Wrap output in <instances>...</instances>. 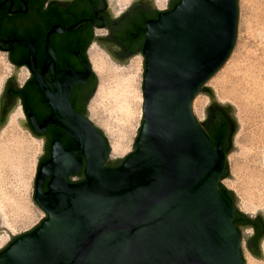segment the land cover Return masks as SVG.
I'll return each instance as SVG.
<instances>
[{"label":"water","instance_id":"obj_1","mask_svg":"<svg viewBox=\"0 0 264 264\" xmlns=\"http://www.w3.org/2000/svg\"><path fill=\"white\" fill-rule=\"evenodd\" d=\"M237 19V0H179L147 23L141 125L123 159L107 163V139L71 106L73 85L86 82L90 64L81 73L63 72L55 92L37 77L52 112L36 132L53 124L75 147L52 143L34 180L33 199L46 218L13 238L0 251V264H246L236 197L219 182L233 179L226 156L238 125L232 106L218 104L204 86L231 54ZM15 80L16 71L5 87ZM198 93L210 97L206 112L223 108L232 120L226 151L222 138L214 146L205 131L208 116L200 124L192 113ZM81 170L83 179L71 181Z\"/></svg>","mask_w":264,"mask_h":264},{"label":"rangeland","instance_id":"obj_2","mask_svg":"<svg viewBox=\"0 0 264 264\" xmlns=\"http://www.w3.org/2000/svg\"><path fill=\"white\" fill-rule=\"evenodd\" d=\"M237 5L236 39L231 54L204 86L212 90L218 104L232 106L238 125L232 140L234 150L226 156L233 179L225 177L219 182L234 192L235 208L248 217H254L257 213L264 214V0H237ZM99 56L116 73L103 75L105 92L98 97L96 93L101 74L91 62L97 84L86 116L107 139L108 163L133 152L141 125L143 100L128 122L117 111L112 92L116 91L117 78L124 76H121V72L126 74L133 71L136 89L142 93L144 58L138 55L121 64L114 62L105 52L99 51ZM134 61L137 65L132 69L130 65ZM14 74L15 70L0 52V96L6 82ZM107 92L112 95H106ZM209 105L210 97L204 93H198L192 101V113L200 124L207 119L206 109ZM21 120L10 127L6 124V116L5 123L0 126V251L13 238L30 231L46 218L33 199L42 143L34 139ZM70 179L79 181L78 176H71ZM240 234V251L246 264H264V238L261 241L263 258L258 259L246 249L248 230L244 229Z\"/></svg>","mask_w":264,"mask_h":264},{"label":"flooded vegetation","instance_id":"obj_3","mask_svg":"<svg viewBox=\"0 0 264 264\" xmlns=\"http://www.w3.org/2000/svg\"><path fill=\"white\" fill-rule=\"evenodd\" d=\"M179 0H0V52L17 72L0 99V125L9 122L15 110L21 113L27 131L42 143L40 165L51 156L54 141L52 132L59 128L49 124L36 132L37 127L51 115L46 94L38 85L41 77L45 88L55 92L63 72L71 69L84 72V63L91 72L84 84H74L70 103L73 110L86 116L95 92L94 71L89 50L95 45L119 63L142 56L147 23L159 14L172 9ZM73 28L72 31H66ZM48 70L43 71V68ZM206 132L218 126L223 132L221 147L227 149L233 124L225 109L211 107ZM87 117V116H86ZM21 120V121H22ZM61 130V129H60ZM61 143V142H60ZM62 144V143H61ZM79 180L83 176H79ZM50 179L44 180V191ZM238 227L248 230L245 246L252 256L258 255L264 235V220L260 216L246 217L238 213Z\"/></svg>","mask_w":264,"mask_h":264},{"label":"bare ground","instance_id":"obj_4","mask_svg":"<svg viewBox=\"0 0 264 264\" xmlns=\"http://www.w3.org/2000/svg\"><path fill=\"white\" fill-rule=\"evenodd\" d=\"M88 54L90 61L93 64V67L95 68L96 71L98 70L99 73L101 74L100 76L101 83L96 93V95L99 97L100 95H104L105 92L104 82H103V80L105 79L103 78L104 77L103 75L106 74L105 76H107L108 73L115 74L116 72L113 70L112 67H109L107 65L103 57L101 58L99 56V51L97 47H91ZM136 65H137L136 62L134 61L130 65L131 66L130 68L134 69ZM122 72L124 73V71ZM122 72H121V76L124 75L125 77L123 76L121 78H117L116 91L112 92L114 94L112 95L111 92H107L106 95L111 94L112 96H114L115 102L117 103V108H116L117 111H119L122 115H124L123 117H125V119H127V121L129 122L130 118H132L131 116L134 113V110L140 108L139 107L140 102H142L143 97H142V93H140V91L136 89L135 77L132 75L133 71L132 72L128 71V73L126 74H123ZM141 113H142V109H141ZM20 116H21L20 111L18 109L15 110L9 118L8 125L10 127H14L15 124L20 120ZM262 163L264 166V153L262 156Z\"/></svg>","mask_w":264,"mask_h":264},{"label":"trees","instance_id":"obj_5","mask_svg":"<svg viewBox=\"0 0 264 264\" xmlns=\"http://www.w3.org/2000/svg\"><path fill=\"white\" fill-rule=\"evenodd\" d=\"M94 79H95V81H94L93 90L96 88V76L95 75H94ZM232 133H233V131L231 132V136H232ZM52 134H53V138H57L58 140H60L64 149L75 147L74 143L65 135V133L62 130H60V129L55 130L52 132ZM208 135L212 139L214 146H216L218 143V140L222 137L223 132L219 129L218 126H214L212 128V131L209 132ZM224 151H226V149H224ZM39 166H40V163L37 165V170H38ZM106 166H109V165L106 163ZM78 175L81 177L83 176L82 170L78 173ZM218 186H219L220 191L225 190V188L223 186H221V185H218ZM238 213L239 212H237V211L235 212V218H234L235 224L237 226H238V222H239L238 221L239 220ZM240 215L244 216L243 214H240Z\"/></svg>","mask_w":264,"mask_h":264}]
</instances>
